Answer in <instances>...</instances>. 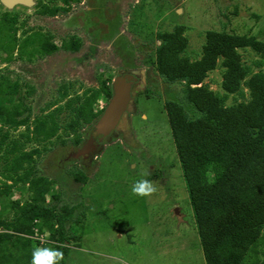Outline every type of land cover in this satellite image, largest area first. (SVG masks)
Returning a JSON list of instances; mask_svg holds the SVG:
<instances>
[{
	"label": "rangeland",
	"instance_id": "rangeland-1",
	"mask_svg": "<svg viewBox=\"0 0 264 264\" xmlns=\"http://www.w3.org/2000/svg\"><path fill=\"white\" fill-rule=\"evenodd\" d=\"M35 2V7L10 10L0 1V20L5 15L17 18L20 42L39 33L59 47L73 39L81 44L77 52L61 48L52 55H31V46L29 54L19 59L16 52V59L7 64L6 55L0 53V73L21 88V99L16 97L12 104L22 100L23 108L32 111L31 122L36 116L63 107L56 118L60 131L51 141L38 140L33 134V140L24 143L26 127L3 129L10 136L5 148L18 142L22 151L40 149L42 154L33 162L35 172L28 184L17 185L9 197L0 192V212L12 219L11 204L15 201L37 200L58 211L76 208L66 225L69 239L64 243L51 241L48 232L37 237L47 248L60 245L68 250H60L64 258L59 264H207L165 105L176 102L193 118L197 115L185 99L182 84L165 82L155 68L161 45L158 35L185 27L189 40L185 55L192 61L202 58L208 31L247 35L264 43V0H82L72 3L68 13L55 17L40 14V5L65 7V3ZM1 33L10 39V32L0 28ZM240 53L245 65L256 73L260 71L256 67L261 60L259 54L251 48L241 49ZM126 74L145 76L146 81L134 87L128 112L98 158L92 163L77 162L71 158L76 133L66 128L75 114L67 102L73 100L77 107L87 91L104 90L96 109H106L110 102L108 84ZM222 82L220 62L205 83L224 95ZM67 85L69 96L59 102L62 88ZM248 100L249 92L245 90V96H230L228 104ZM48 105L51 109L43 112ZM92 128L91 124L79 129L83 140L93 139ZM14 157L4 148L0 151L3 190L4 184L12 185L2 175L8 164L6 158L9 161ZM78 172L86 176L85 183L76 181ZM144 179L152 181L157 192L151 196L133 194V185ZM44 181L53 183L41 200L42 188L48 187ZM252 258L253 264H264V231L252 250Z\"/></svg>",
	"mask_w": 264,
	"mask_h": 264
},
{
	"label": "trees",
	"instance_id": "trees-1",
	"mask_svg": "<svg viewBox=\"0 0 264 264\" xmlns=\"http://www.w3.org/2000/svg\"><path fill=\"white\" fill-rule=\"evenodd\" d=\"M61 1L65 7L39 4L42 7L40 14L55 17L68 13L72 3L82 0ZM17 21L16 17L8 15L0 20L1 30L11 35L7 39V35L0 34V53L6 55V64L16 59V52L19 59L29 54L28 47L31 46V55H52L61 48L72 52L80 50L81 43L77 39L59 47L51 43L50 37L39 33L20 42ZM185 32V27H177L173 32L159 33L161 45L154 63L165 82L182 84L185 99L197 115L193 118L176 102L165 105L205 259L207 264H253L252 250L260 243L264 231V43L247 35L208 31L202 58L192 61L185 55L189 46ZM249 48L261 56L256 64L260 69L257 73L245 65L240 53L241 49ZM220 62L224 95L205 83ZM108 85L106 95L111 100L113 88ZM20 90L18 82L11 84L0 73V121H4V126L0 127V151L4 148L6 154L15 156L9 161L6 158L8 164L2 174L12 183L4 184V190L0 186V192L8 197L17 185L31 181L35 172L33 162L41 156L42 150L25 152L18 142L5 148L10 136L9 131L3 129L6 126L13 130L26 127L28 132L22 135L26 139L24 143H30L33 134L38 140L51 141L60 131L56 118L63 112V107H57L46 115L36 116L31 122L32 111L23 108L22 100L12 104L16 97L21 99ZM245 90L249 92L248 101L228 104L230 96H245ZM103 91H87L82 104L77 107L73 100L67 102L75 115L66 128L76 133L75 145L83 142L79 129L84 125L94 126L103 115L105 108L96 109ZM68 96L69 85L62 88L58 101L63 102ZM26 113L28 116L23 118ZM2 160L0 158V164ZM21 171L24 172L21 174ZM75 177L77 182L87 181L83 173ZM44 183L48 187L42 188L41 200L45 199L44 194L50 191L49 185L53 182ZM11 208L14 211L12 219L4 218L0 212V264H31L34 249L48 246H43L45 244L37 238L46 232L50 233L51 241L60 245L69 239L66 225L73 219L76 208L58 211L56 207L37 203V200L15 201ZM60 245L53 248L68 252Z\"/></svg>",
	"mask_w": 264,
	"mask_h": 264
},
{
	"label": "water",
	"instance_id": "water-1",
	"mask_svg": "<svg viewBox=\"0 0 264 264\" xmlns=\"http://www.w3.org/2000/svg\"><path fill=\"white\" fill-rule=\"evenodd\" d=\"M1 4L7 9H14L18 6L27 8L35 7V0H0ZM141 78L140 75L126 74L119 76L112 84L113 97L111 98L108 106L106 107L103 115L94 125L92 134L95 141L100 143L111 136L122 121L123 116L128 112L129 106L133 99V86ZM142 80L146 81V77L142 76ZM98 143L89 141L82 150L74 155L75 158L86 156L92 150H96ZM178 213V211H177Z\"/></svg>",
	"mask_w": 264,
	"mask_h": 264
},
{
	"label": "clouds",
	"instance_id": "clouds-1",
	"mask_svg": "<svg viewBox=\"0 0 264 264\" xmlns=\"http://www.w3.org/2000/svg\"><path fill=\"white\" fill-rule=\"evenodd\" d=\"M157 190V186L146 179L137 181L132 187L133 194L138 196H151ZM63 258L64 254L59 249L37 247L32 253L31 264H59Z\"/></svg>",
	"mask_w": 264,
	"mask_h": 264
},
{
	"label": "flooded vegetation",
	"instance_id": "flooded-vegetation-1",
	"mask_svg": "<svg viewBox=\"0 0 264 264\" xmlns=\"http://www.w3.org/2000/svg\"><path fill=\"white\" fill-rule=\"evenodd\" d=\"M136 76H137V75H136ZM140 81H142V78H140L139 81H138L137 83L134 84L133 89H134V87H135ZM132 93H133V92H132ZM93 128H94V126H93ZM93 128H92V131H93ZM115 133H116V131H115L113 134H115ZM113 134H112V135H113ZM112 135L109 136V137H107V138L104 140V142H102V143H100L98 140L95 141V140H94V137H93V139H90V140H87V141H85V139H84L83 142H82L80 145H75V146H74L73 152H72V154H71V158L75 159L77 162H81V163H84V164H86V163H92L94 160H96V159L98 158V155L101 154V153L103 152V150H104L103 147H104L105 144H106V140L110 139V138L112 137ZM92 136H93V134H92ZM92 136H91V137H92ZM89 141H94V143H96V142L98 143V147H96V150H92V151L90 152V154H87L86 156H80V157H78V158H75L74 155L77 154L80 150H82V149L84 148V146H86V144H87ZM79 173H80V172L76 173V175H78Z\"/></svg>",
	"mask_w": 264,
	"mask_h": 264
}]
</instances>
